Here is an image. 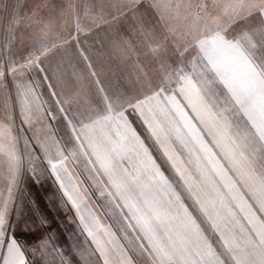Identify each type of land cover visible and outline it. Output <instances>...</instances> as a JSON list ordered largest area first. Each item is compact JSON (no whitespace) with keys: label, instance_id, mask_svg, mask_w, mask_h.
Here are the masks:
<instances>
[{"label":"rangeland","instance_id":"1","mask_svg":"<svg viewBox=\"0 0 264 264\" xmlns=\"http://www.w3.org/2000/svg\"><path fill=\"white\" fill-rule=\"evenodd\" d=\"M230 8L231 0H164L162 4L158 0H0V72L6 73L0 76V194L7 196L15 177L18 196L10 229L5 240L0 241V264L6 241L13 238L22 246L29 264H48L52 259L34 251L42 240L49 242L50 250L70 257L72 264H85L79 252L83 248L91 251L88 238L70 208L61 204L54 176L42 172L34 177L30 173L38 138L50 131L67 140L72 125L79 128L110 109L118 110L142 90L165 82L166 74L182 79L190 73L189 58L203 50L198 41H207V49L215 32L230 29L228 35L236 37L252 26L264 25V11L235 16L226 11ZM189 14H193L191 25L182 24L177 35L170 36L166 21L175 19L180 23ZM36 56L40 57L38 63L58 79L26 71L24 78L37 85L35 96L29 97L18 88V78L7 70ZM53 91L58 95L53 96ZM37 97L39 114L35 111ZM105 135H96L97 144H102ZM225 151L229 154V150ZM176 152L194 178L204 173L217 185L213 163L218 150ZM74 165L87 187L85 163ZM170 174L176 179L174 171ZM169 185L173 202L186 208L198 224V218H203L195 197H187L183 186ZM88 190L112 224L105 199L98 193L93 195L94 189ZM130 190L138 201H144L135 186ZM149 198L169 216L175 215L164 193L151 192ZM154 213L155 208L145 205L146 216ZM152 227L160 229L159 222L153 219ZM123 242L133 256H139L141 264H152L151 248L139 229L129 231L128 241ZM84 255L86 264H101L99 255Z\"/></svg>","mask_w":264,"mask_h":264},{"label":"snow or ice","instance_id":"2","mask_svg":"<svg viewBox=\"0 0 264 264\" xmlns=\"http://www.w3.org/2000/svg\"><path fill=\"white\" fill-rule=\"evenodd\" d=\"M158 2L162 4L164 0ZM257 10L264 11V0H231V8L226 11L235 16H247ZM228 31L230 29L215 32L211 37L212 42L234 49L246 64L250 62L243 44L252 48L259 46L264 50V26L256 33L242 31L238 41L235 37H230ZM207 43L205 40L198 41L199 48L207 51ZM39 61L40 57L36 56L29 58L24 64H13L7 70L18 78V88L25 96L34 97L37 88L35 82L24 78L26 71L42 72L49 79H58L44 69ZM187 64L190 65L191 74H184L182 79L176 74H166L165 82L142 90L118 110L110 109L107 114L79 128L72 125L71 135L67 140L58 138L50 131H45L42 138H38L39 147L30 173L34 177L42 172L53 175L61 191V204L66 208L71 207L78 215L83 233L90 238L87 242L91 251L83 248L79 252L80 259L85 264L87 258L84 253L89 256L98 254L103 257V264H133L128 248L121 241H128V232L137 229L143 234L144 241L151 245L154 255L152 264H264V148L257 161L259 167L247 157L236 161V175L242 184L229 177L232 182L225 180L220 188L204 173L199 178H194L161 140L172 131L182 135L179 128H173L168 115L167 106L172 105L175 100L172 85L180 83L181 92L192 91L198 84H203L212 91L207 77L213 72L220 74L239 110L247 114L249 119L256 121L258 118L257 128L264 136V65L253 66L259 68V72L251 73L253 87L240 88L223 73L215 60H212L210 67H206L200 64V56L195 55L194 58H189ZM180 72L183 73L184 69ZM5 74L0 72V76ZM51 94L58 95L55 91ZM212 94L216 95L214 91ZM216 99L219 102L220 97L216 96ZM224 102L229 103L228 97H224ZM57 103L61 104V101L57 100ZM35 111L37 114L40 112L38 97L35 99ZM66 113L65 110L63 114ZM134 120L148 130L157 147L166 154V159L171 162L177 174L176 187L183 186L187 197H195L199 213L204 222L210 225L207 230L200 228L186 208L173 202L168 178L137 132ZM188 132L196 140L190 128ZM98 133H106L102 144H97L95 140ZM81 162L85 163V171L89 173L86 177L89 181L87 187H84V181L72 174L69 167L70 164L78 165ZM217 175L223 180L220 170H217ZM15 184L16 178L13 177V188L7 196L0 194V241L5 240L11 217L17 209ZM130 186L139 190L145 198L143 202L137 200ZM88 189H94L93 195L98 193L107 202L106 209L112 213L111 225H101L99 222L90 207ZM151 192L167 195V203L175 208V215L169 216L162 211L149 198ZM233 204L240 208L247 226L240 224L236 218ZM145 205L155 208L152 217L145 215ZM153 219L168 233V245L159 242L158 232L152 227ZM48 243L47 240H42L34 251L41 252L42 257H52L48 264H72L70 257L60 251L50 250ZM2 264H29L22 246L14 238L6 241Z\"/></svg>","mask_w":264,"mask_h":264},{"label":"crops","instance_id":"3","mask_svg":"<svg viewBox=\"0 0 264 264\" xmlns=\"http://www.w3.org/2000/svg\"><path fill=\"white\" fill-rule=\"evenodd\" d=\"M244 52L250 62L249 64H246L234 49L219 42L215 44L212 42L207 46V51L203 49L199 52L200 64L210 67L212 60H215L220 65L223 73L230 77L237 87H253L254 82L251 78V73L252 71L259 72V69L253 67L256 65L255 62L245 49ZM209 57H211V60ZM207 81L211 85L212 91H209L208 87L203 84H198L196 89L188 92L180 91V83L174 87L175 100L172 105L167 106L168 115L171 118L173 128H179L182 135H178L175 131H172L167 136L162 137L161 140L175 155L177 150H218L213 163L216 171L217 185L223 187L224 181L229 180V177L237 183L242 184L243 182L236 175L237 169L234 167L236 161L247 157L256 167H259L257 161L260 159L261 149L264 148V136L261 135L257 128L258 118L256 121L249 119L247 114L239 110L238 105L234 103L230 90L219 73H210ZM213 91L216 93L215 96L212 94ZM216 96L220 97L219 102ZM224 97H228L229 103L226 104L224 102ZM135 123L137 125L136 130L140 133L147 148L153 150V156H158L159 159L155 160L156 164L164 171L168 178V183L176 186V179L170 174L174 169L171 162L166 159V154L157 147V143L149 135L148 130L139 121ZM189 128L195 134L196 140H193L189 135ZM254 149L255 151H253ZM225 150H229V154ZM69 167L72 174L80 181H83L74 163L70 164ZM217 170L221 171L223 180L217 175ZM232 180H229V182H232ZM55 182L58 191L61 193L58 182L56 180ZM84 187H86L85 184ZM88 200L91 202L90 207L96 213L101 225H111L103 212L97 207L95 199L89 190ZM69 208L75 220H77L78 227L82 231L78 215L75 214L71 207ZM233 211L240 224L247 226L246 218L236 204H233ZM198 219L201 229L207 230L210 227L208 223L204 222V218ZM156 231L158 232L159 242L163 245H168V233L162 228H158ZM121 243L128 248L123 241ZM149 246L151 248V245ZM150 250L152 252V248ZM129 255L132 258L133 264L142 263L139 260V256L135 254L133 256L130 250ZM99 261L103 264V257H100Z\"/></svg>","mask_w":264,"mask_h":264},{"label":"trees","instance_id":"4","mask_svg":"<svg viewBox=\"0 0 264 264\" xmlns=\"http://www.w3.org/2000/svg\"><path fill=\"white\" fill-rule=\"evenodd\" d=\"M258 29L260 30V28H256L252 26L251 28H248L246 30L255 33L254 30L258 32ZM235 38L237 41L239 40V36H236ZM242 46L247 51V53L249 54V56L252 58V60L255 62L256 65H264V50L260 49L258 46L255 48L251 47L252 49H250V47L246 43L243 44Z\"/></svg>","mask_w":264,"mask_h":264},{"label":"clouds","instance_id":"5","mask_svg":"<svg viewBox=\"0 0 264 264\" xmlns=\"http://www.w3.org/2000/svg\"><path fill=\"white\" fill-rule=\"evenodd\" d=\"M193 14H189L188 16L182 17L180 23H177L175 19L166 21L167 23V31L170 36L177 35V29L183 24L185 26H190L192 23L191 16Z\"/></svg>","mask_w":264,"mask_h":264}]
</instances>
